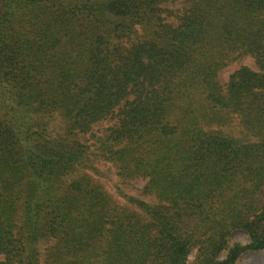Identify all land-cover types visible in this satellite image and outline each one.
Here are the masks:
<instances>
[{"label":"trees","instance_id":"1","mask_svg":"<svg viewBox=\"0 0 264 264\" xmlns=\"http://www.w3.org/2000/svg\"><path fill=\"white\" fill-rule=\"evenodd\" d=\"M263 250L264 0H0V264Z\"/></svg>","mask_w":264,"mask_h":264},{"label":"rangeland","instance_id":"2","mask_svg":"<svg viewBox=\"0 0 264 264\" xmlns=\"http://www.w3.org/2000/svg\"><path fill=\"white\" fill-rule=\"evenodd\" d=\"M177 7V6H174ZM242 64H246L248 66H250L252 69L256 70V66L253 62L252 59H244L241 62ZM239 68V65H233L227 69H225L224 71H222L219 75V79L220 82L223 84L226 82V80L229 78V76ZM109 125V123L107 122H102L100 123L99 127L100 129H105L107 126ZM105 167L103 164L101 166V168ZM130 190V189H129ZM128 190V191H129ZM233 242H242V243H246L248 242V237L244 234V232L242 231H236L234 233L233 236ZM238 264H264V250L263 251H257V252H247L245 253L240 261L238 262Z\"/></svg>","mask_w":264,"mask_h":264}]
</instances>
